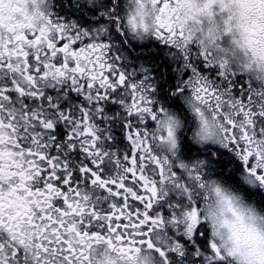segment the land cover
I'll return each mask as SVG.
<instances>
[{"label":"flooded vegetation","instance_id":"af4514ba","mask_svg":"<svg viewBox=\"0 0 264 264\" xmlns=\"http://www.w3.org/2000/svg\"><path fill=\"white\" fill-rule=\"evenodd\" d=\"M152 2L155 4L154 0ZM137 4L141 6L137 8ZM134 8L138 9L140 15L146 14L141 0H0V61H7L23 71L22 66L27 62L17 58L27 55V50L21 49L33 43L29 39L31 35L38 33L37 40L41 36L47 39L57 30V24L63 25L69 32L83 33L82 39L87 37L91 43L106 46L107 59L114 65L110 75L116 84L115 88L103 92L99 89L78 88L68 76L60 79L50 77L40 82L42 96H18L16 101L18 106L29 112L41 109L46 118L54 122L53 129H44L42 125L33 123L28 130L32 139L25 138L29 146H32L35 135L39 133L43 138L40 150L65 165L60 169L61 175L70 173L79 183L82 194L88 196L87 202H93L101 209L110 206V194L99 183L93 184L90 173H85L83 169L92 167L105 179L117 178L124 173L128 163L125 157L133 149L128 132L130 128H138L142 124V116L137 112H128L119 105L120 108L113 111L112 103H125L129 97L131 101L132 94L119 96L117 93L121 94L131 86L129 72L136 68L141 77L145 76L137 78L140 80L136 83L137 91L142 90L147 94L158 115L175 114L182 124L178 146L173 150L175 153H171L172 150L163 143H143V133L139 138L138 148H143L145 155L158 156L163 166L162 175L157 169V175L151 177L152 197L156 204V215L160 218L150 234L143 238L145 242L134 245L130 251L118 238L101 233H91L87 239L77 234L78 239L73 238V246L87 253L86 260L90 259L93 250L98 255L106 250L131 254L143 248L153 254L155 264H205L208 241L200 237L202 227H198V231L194 229V237L189 232L191 212H196L197 206L202 205L203 191L198 188V183L202 182V178L222 180L223 171L214 169L212 164L209 167L207 154L201 152L204 151L202 146L209 145L198 144L193 138L191 142L186 140L196 129V119L203 114L200 105L220 115L231 113L228 119H232L234 114H238V109L234 107L238 100L247 104L246 110L252 109L256 117L260 115L263 118L264 95L254 91L248 74L240 70L238 65L225 66L218 54L219 50L205 48L198 37H191L185 43L184 40L177 42L158 36L155 30L145 31L140 24L135 31L129 30L127 18ZM120 73L126 76L123 86L119 84ZM6 78H11V73L0 75V79ZM205 88L212 94H205ZM191 103L197 104V107H191ZM217 104L220 105L219 110ZM85 111L90 119L89 127L99 136L97 147L102 153H107L99 165L84 150L82 138L74 132L78 126L83 127L79 121ZM239 119L246 118L241 114ZM0 127L4 128L0 132V226L13 222L18 226L13 230L19 233L23 243L27 233L29 253L21 249L18 264H31L26 257L31 256L37 246L44 247L41 238L44 237L46 225H39L34 230L28 224L37 222L33 218L39 215L43 204L35 195L32 183L35 174L26 164L24 153L29 151V147L23 151L17 150L16 137L6 130L8 125L0 124ZM182 132L186 135L184 139ZM255 139L261 140L259 136ZM212 147L216 149L211 150L216 152L223 150ZM229 149H233L230 144ZM188 150L192 151L188 153ZM220 154L214 153L210 162L221 159ZM170 160H178L188 169H175V164H169ZM41 166L47 167L46 164ZM247 171L244 170L242 175L247 174ZM191 175L199 178L193 184L189 180ZM176 212L182 213L183 218L176 221ZM200 224L203 225L202 219ZM7 230L4 228L0 232V244L7 239ZM93 236L97 238L92 239ZM149 239L151 246L147 243ZM58 264H63V261ZM73 264L76 262L73 261Z\"/></svg>","mask_w":264,"mask_h":264},{"label":"snow or ice","instance_id":"6c2138e0","mask_svg":"<svg viewBox=\"0 0 264 264\" xmlns=\"http://www.w3.org/2000/svg\"><path fill=\"white\" fill-rule=\"evenodd\" d=\"M171 2L172 0H154V3L159 5L161 13L158 16L156 34L177 42L184 40L187 43L190 37L186 38L183 30L174 26L175 10L167 11ZM166 12L167 16L164 15ZM56 28L57 30L47 39L41 36L37 40L38 33L31 35L29 39L33 43L26 44L21 49V51L26 49L27 55L17 58L27 62L22 66L23 71L14 68L7 61H0V75L11 73V78L0 79V124H7L6 130L16 137L17 150L23 151L25 147H29V151L24 153L27 158L26 164L35 174L32 181L35 195L43 204L39 209V215L33 218L37 222L28 224V227L34 230L38 229L39 225H46L44 237L41 238L44 247L37 246L32 255L26 257L31 264L33 260L35 264H58L59 261H63V264H73L75 261L77 264L81 260L87 261V253L73 246V238L78 239L77 234L85 236L86 239L91 233L116 237L128 246L126 250L130 251L134 245L145 242L143 238L150 234V230L160 218L156 215V204L152 197L151 177L157 175V169H160L162 175L163 166L158 156L145 155L144 149L138 148L139 138L142 133L147 136L148 129L143 131L140 128L129 129L128 138L133 149L125 157L128 163L124 173L117 178L105 179L92 167L83 169L85 173H90L93 184L99 183L110 194V206L104 209L98 208L93 202L91 204L87 202L88 196L82 194L79 183L70 173L61 175L60 169L66 166L40 150L43 138L39 133L35 135L32 146L27 143L26 137L32 139L28 130L33 123L42 125L44 129L54 128V122L47 119L41 109L29 112L16 103L18 96H42L43 92L39 86L41 81L50 77L60 79L68 76L78 88L99 89L103 92L105 89L116 87L110 75L114 65L107 59L105 45L91 43L87 37L82 39L83 33L69 32L61 24H57ZM125 80L126 76L120 73L119 84L123 85ZM131 87L134 90L130 102L131 110L151 113L152 120H156L157 113L153 110L147 94L142 90L136 91V84ZM203 91L205 94H212L207 88ZM246 105L245 102H238L234 106L238 109V114H234L232 119H225L224 141L241 154L250 170L254 168L256 159L250 149L257 142L255 137L264 138V120L258 122L252 109L246 110ZM219 107L217 104V110ZM160 111L163 112V108ZM241 114L246 119H239ZM261 114L264 115V112ZM223 115L221 113L222 118ZM89 124L90 119L85 111L79 121V125L83 127L78 126L74 132L82 138L84 150L89 152L94 157V163L99 165L107 153H102L97 147L99 136ZM2 131L4 128L0 127V132ZM171 135L169 132L170 137ZM171 144L173 147L176 146L174 140ZM220 156L221 159L217 160V163H223V153ZM42 164H46L47 167H42ZM257 177L264 181V169ZM15 227L18 226L13 222L0 226V232H3L4 228L8 229L7 239L0 244V264H18L21 249L29 253L30 245L22 242L19 233L13 230ZM198 227L204 225L200 224L199 219L192 220L189 232L191 233L193 229L198 231ZM20 231H23V228H20ZM147 243L151 246L150 239ZM49 245L52 247H48ZM217 253L223 257L218 250Z\"/></svg>","mask_w":264,"mask_h":264},{"label":"clouds","instance_id":"9594fccd","mask_svg":"<svg viewBox=\"0 0 264 264\" xmlns=\"http://www.w3.org/2000/svg\"><path fill=\"white\" fill-rule=\"evenodd\" d=\"M141 4L146 14L138 15L137 23L145 31L156 30L159 5L152 0H141ZM20 6L23 8V4ZM140 6L137 4V8ZM173 9L174 26L182 29L186 38L198 37L205 48L218 49L225 66L238 65L248 74L254 91L264 95V0H172L167 11ZM200 107L215 133L211 139L201 140L222 138L225 119L231 118V113H224L222 118L218 112ZM252 151L256 159L254 168L246 174L249 186L264 183L257 177L264 169V139L257 141ZM202 196L196 213L199 220L208 222L213 244L227 264H264V207L220 179L205 183ZM152 256L143 248L131 254L106 250L98 255L93 250L89 260L77 264H155Z\"/></svg>","mask_w":264,"mask_h":264},{"label":"rangeland","instance_id":"374dc122","mask_svg":"<svg viewBox=\"0 0 264 264\" xmlns=\"http://www.w3.org/2000/svg\"><path fill=\"white\" fill-rule=\"evenodd\" d=\"M140 15L139 11L137 8H134L128 15L127 18V26L129 28V30L131 31H135L137 26L139 25L136 21V17ZM135 60V59H134ZM136 61V60H135ZM137 63V62H135ZM129 79L131 81V85L136 84L137 83V78H146L145 76H140L139 73L137 72V69L135 68L132 72H129ZM140 80H138L139 83ZM138 89V87H137ZM136 89V91H137ZM127 91L122 92L120 94V92H117L120 95L122 94H126V95H131L133 94L132 92V87L130 86L128 89H126ZM130 97L127 100V102L123 103V102H115L114 104L119 105L122 109H126L128 112H133L131 110L130 107ZM151 106L153 108V102H151ZM191 107L196 108L197 104L191 103ZM154 110V109H153ZM140 113V115L142 117V124L138 125V128L141 129V131H143L144 129H148L147 132V136H144L142 138L143 143L146 144H151L153 145L154 143H163L164 146H166V148L171 149V153H175L176 151H173L177 148L178 143H179V132L180 129L182 127L181 124V120L179 118V116L175 115V114H169V113H162L160 115L157 114V119L156 120H152L151 118V113H142V112H137ZM257 120L258 122L261 120H264V116L263 118H260V115H257ZM188 122L190 123V120H188ZM191 124V123H190ZM169 132L172 133L171 137L169 136ZM215 135L214 130L209 127L207 120L204 118V114H202V116H200L199 118L196 119V129L193 132V134L191 135V137L194 139V141L198 144L201 145H211V146H216L218 148H223V150L228 149L227 151L229 152V154L231 156H233L234 158L240 160V162L243 164V168L246 170L248 169V167L246 168L245 166V162L241 156V154L234 150V149H229V144L227 142L224 141L225 137L223 134L222 138H217V140H208V141H203L201 139H211L213 136ZM261 138V137H260ZM264 139V138H261ZM170 140L172 142V140L175 141L176 146L173 147L171 143H167V141ZM214 150H208L207 153L211 154L214 153ZM206 153V152H205ZM254 154V153H253ZM210 159H212L211 155H210ZM170 160L169 164H175V169H177V167H184V169H188L183 163L181 162H177ZM215 161V160H213ZM168 163V161L166 162ZM247 165V164H246ZM172 167V165H170ZM243 169V170H244ZM180 172V171H179ZM248 173V171H247ZM240 182L242 185L248 186L252 189H263L264 190V183L258 182L256 184H251V186H249V182L247 181V176L245 175H241L240 177ZM199 179L197 176L194 175V177L191 175V177L189 178V180L191 181V183L193 184L195 182V180ZM229 180V179H227ZM224 181L225 183L230 184L229 182H231V184L235 183V178L234 179H230L229 182L228 181ZM211 180L204 179L202 178V182L198 183V188L201 189V191H203V187L205 185V183L210 182ZM236 188H238L239 190H242V187H238L235 186ZM176 221L178 220V218H183V214H179L178 212H176ZM189 217V214H188ZM194 219H199L198 215L196 212H194V210L191 212V221ZM190 221V222H191ZM203 224L205 225L204 227H202V237H203V231L207 230V235H205V237H207V246H206V250L207 253L205 255V264H227V261L225 260L224 257H222L221 255H219L217 253L216 248H213V237L211 234V229L210 226L208 224V222L204 219H202ZM192 237H194L196 235V231L193 229V231L191 232ZM215 249V250H214Z\"/></svg>","mask_w":264,"mask_h":264},{"label":"trees","instance_id":"16d2710c","mask_svg":"<svg viewBox=\"0 0 264 264\" xmlns=\"http://www.w3.org/2000/svg\"><path fill=\"white\" fill-rule=\"evenodd\" d=\"M120 107L117 104L112 103V108L111 110L115 111V109H119ZM182 138L184 139V137H186L185 133L182 132L181 133ZM189 139L186 140V142H191L190 139H192L191 134L188 135ZM193 140V139H192ZM204 151L201 152H206L207 154V163L210 165L212 164V167L216 170H221L223 171L222 174V180L226 181L227 179H234L235 178V183L231 184V182H229V180H227L231 185L233 186H237L238 187H242V191L245 192V194L247 195V197L251 200H255L257 202L258 205L264 207V190L261 188H256V189H252L248 186L242 185L240 182V176L242 175V172L245 170L243 168V164L240 162V160L234 158L233 156H231L229 154V152L227 150H219L218 152H214V153H223V163H217L216 161H211L210 162V155L207 153V151L211 150V149H216L212 146H202L201 147ZM196 149V147H195ZM190 151L192 150H188V153H190ZM214 153H211V157L214 156ZM245 162V161H244ZM247 163L245 162V166L247 168ZM244 169V170H243ZM204 225V224H203ZM205 226V225H204ZM207 235V230L203 231V237H202V232H201V238L203 239H207V237H205V235Z\"/></svg>","mask_w":264,"mask_h":264},{"label":"water","instance_id":"95a60500","mask_svg":"<svg viewBox=\"0 0 264 264\" xmlns=\"http://www.w3.org/2000/svg\"><path fill=\"white\" fill-rule=\"evenodd\" d=\"M121 85V84H120ZM124 85V84H123ZM123 85H121V86H123Z\"/></svg>","mask_w":264,"mask_h":264}]
</instances>
